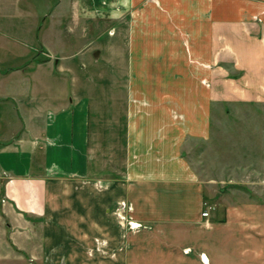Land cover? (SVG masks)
<instances>
[{"label": "crops", "instance_id": "1", "mask_svg": "<svg viewBox=\"0 0 264 264\" xmlns=\"http://www.w3.org/2000/svg\"><path fill=\"white\" fill-rule=\"evenodd\" d=\"M36 3L0 0V261L264 264V0ZM224 111L246 188L190 161Z\"/></svg>", "mask_w": 264, "mask_h": 264}, {"label": "rangeland", "instance_id": "2", "mask_svg": "<svg viewBox=\"0 0 264 264\" xmlns=\"http://www.w3.org/2000/svg\"><path fill=\"white\" fill-rule=\"evenodd\" d=\"M44 0H37V7L40 9L44 6ZM53 3V2H51ZM50 5V4H49ZM24 6V3H23ZM51 7V6H49ZM45 8V7H44ZM1 16V14H0ZM19 19H23L26 22V18H16V19H8L5 17H0V27H3V29H12L14 30L15 28L18 27V22L17 20ZM44 16L41 17V19L39 20V23L34 27L33 29V34L32 36L36 35L38 33V31L40 29H43L44 26ZM11 21V23H10ZM12 21L13 24L16 21V26H12ZM32 21V20H31ZM65 28V27H64ZM107 38L108 39V35L104 34L102 35V39L103 38ZM97 39V38H96ZM73 62H75V64L77 65L78 63L80 64V69H79V76L82 77H87V73H90V76L92 75V67H89L87 64H85V68H82L81 65L82 63H84V61H82L83 55L79 52H73ZM101 66H97L99 69H108L109 68H104L106 67L104 63H100ZM89 70V72H88ZM95 77H96V81L98 79V73L100 72V70L98 71V69L96 68L95 70ZM72 75V74H70ZM107 94V91H106ZM227 111H224V117L221 119V123L220 121L216 122L215 119V123H214V133L217 131V129L219 130L220 128H223V131L218 132L220 139L219 142L220 144L218 146H220L221 148H224V164H216L215 163V149H216V134L213 136V140L211 139V143L208 144L206 147L207 150V156L204 157V159L200 160L198 158V156H194L192 154H190V161L193 165V167L201 174V176L203 178H217L220 179V186H229V188L231 187H236L239 186L240 188H246L247 187V183H248V179H249V174H248V168L247 165H231L228 164V162H232V128H238L239 125L241 124L243 125H247V120H243L241 118H232L231 117V112L228 113L230 115H226ZM229 116V117H227ZM234 120V121H233ZM239 141L237 140V143ZM248 142V137L245 136L240 144H246ZM235 144V145H239V144ZM234 145V144H233ZM220 148V149H221ZM205 150V151H206ZM222 151V150H221ZM237 161V160H236ZM252 176V175H250ZM258 178V177H257ZM225 181V182H224ZM264 201V200H263ZM28 255L26 256V259L24 257H22V259L16 261V260H5V261H0V264H28Z\"/></svg>", "mask_w": 264, "mask_h": 264}, {"label": "built area", "instance_id": "3", "mask_svg": "<svg viewBox=\"0 0 264 264\" xmlns=\"http://www.w3.org/2000/svg\"><path fill=\"white\" fill-rule=\"evenodd\" d=\"M203 216H209V212L208 211H205V212H203ZM130 224L132 225V226H137V225H139V224H137V223H135V222H130Z\"/></svg>", "mask_w": 264, "mask_h": 264}]
</instances>
